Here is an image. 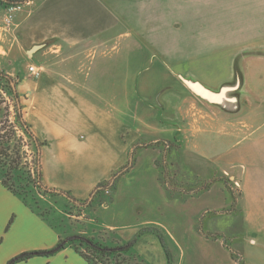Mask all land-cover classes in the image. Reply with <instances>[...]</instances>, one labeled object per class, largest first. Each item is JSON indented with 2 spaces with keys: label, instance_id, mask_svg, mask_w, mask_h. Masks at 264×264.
Returning a JSON list of instances; mask_svg holds the SVG:
<instances>
[{
  "label": "crops",
  "instance_id": "0c3cea01",
  "mask_svg": "<svg viewBox=\"0 0 264 264\" xmlns=\"http://www.w3.org/2000/svg\"><path fill=\"white\" fill-rule=\"evenodd\" d=\"M119 1L33 0L15 15L10 28L4 24L5 9L0 6L1 49L5 46L8 48L10 31L20 48L26 50V55L34 46L44 45L30 57L32 63L29 66L41 68L42 74L39 78L34 77L38 81L35 80L27 90L31 92H26V97L30 96L33 101V113L37 114L45 128L40 138L34 125H30L34 134L47 142L41 150L43 183L50 189L70 194L77 201H92L97 187L105 182H111V185L115 183L113 174L129 161L131 169H125L127 172L118 181L147 166L149 171L143 177L144 185L149 182L151 191L163 192L157 162L163 157V124L167 121H163V102L155 106L149 100L153 96L163 100V92H156L163 82V67L153 72L148 70V74L145 72L139 77L136 73L131 75L127 70H122V40L131 35L117 33L121 18L112 4ZM128 1L133 7L126 9L122 5L123 13L128 20L138 24L135 26L136 37L144 35L147 28L155 27L151 25L153 21L162 27L163 0ZM153 2H157L156 10L159 11L155 14L150 10ZM263 5L264 0L262 9ZM134 7L136 11H133ZM216 8H220L219 5ZM215 9L212 12L200 10L199 15L191 13L192 20L195 16L208 17L206 22L193 26L194 33L207 34L200 37L199 42V48L208 52L206 57L192 61L190 69L176 66L172 73L179 75V78L184 76L199 81L213 91L239 80L241 93L264 99V26H257L254 30L251 27L250 32L230 28L233 32H241L239 35L227 34L231 32L229 27L215 25ZM259 16L264 18V9ZM190 31L188 33L193 32ZM139 41L132 45L133 52L142 47V41ZM45 56L62 62L63 68L50 67L51 59L45 62L48 65L45 67L42 63ZM21 78L24 81L27 79L25 74ZM137 81L140 82L138 85ZM148 82L153 83L151 87L147 86ZM188 93L192 94L190 91ZM190 97L195 104L191 106L189 114H199L200 119L216 125L217 106L199 104L196 100L199 98L194 94ZM254 106L256 113H264V103ZM218 139L223 143L227 140L219 136ZM210 145H215V140ZM132 156L138 158L134 165L131 164ZM253 189V200L246 203V208L254 212L244 216L246 222L243 225L240 222L234 224L241 229L240 235L243 227L254 229L249 235H242L245 257L248 260L250 256L259 257V253H262L259 264H264V240L260 239L264 234V194L259 195L257 188ZM251 192L248 189V193ZM107 197L106 194L98 197L94 203ZM113 205L114 200L110 199L108 206L100 211L101 216L110 211ZM154 206L156 210L160 209L157 204ZM233 217H236V213ZM146 224L161 226L155 219L146 221ZM104 226L115 233L120 228L107 222ZM256 232H261V235ZM155 233L151 232L154 238ZM59 237V232L0 183V264H7L25 252L49 250L58 243ZM19 264L89 263L75 249L68 247L54 257H35Z\"/></svg>",
  "mask_w": 264,
  "mask_h": 264
},
{
  "label": "rangeland",
  "instance_id": "374dc122",
  "mask_svg": "<svg viewBox=\"0 0 264 264\" xmlns=\"http://www.w3.org/2000/svg\"><path fill=\"white\" fill-rule=\"evenodd\" d=\"M153 4L150 10L153 14L158 13L157 2ZM122 5L126 9L133 7L128 0L112 4L121 18L117 33L131 35L122 40V70L131 75L136 73L139 77L148 70L153 72L163 67V82L156 91L157 94L163 92V100L158 96L149 98L155 106L163 102V121H167L163 124V157L157 162L163 192L151 191L149 182L144 185L143 177L149 171L144 166L117 181L111 194L106 193V200L100 199L96 204L87 199L80 201L83 206H77L68 203L70 201L65 196L42 197L44 207L54 213L53 222L61 228L55 230L59 233L64 231L65 237L79 233L103 238L112 245L120 238L134 242L135 252L147 264H259V257L263 254L250 256L247 260L242 237L254 229L243 227L240 235L241 229L236 223L243 225L246 222L244 216L254 212L246 208V203L253 200V188H257L259 195L264 194V113L254 111V105L263 104L264 99L253 98L251 94L245 96L240 90L231 92L229 96L239 98V109L228 111L217 106L219 110H216L218 115L213 126L204 118L200 119L199 114H189L194 103L190 99L192 94L172 70L176 66L190 69L192 61L208 54L207 50L199 48L200 37L207 34L194 33L193 29L195 24L206 22L208 17L195 16L192 20L191 13L199 15L200 10L212 12L219 5L214 17L217 27L226 25L229 29L242 28L250 32L251 27L254 30L257 26H264V18L259 16L264 9L262 0H163L162 27L153 21L151 25L155 27L147 28L140 38L136 37L135 26L138 24L128 20ZM136 10L134 7L133 11ZM230 30L227 34L239 35L241 32ZM137 38L142 41V47L133 52L131 47L139 41ZM7 47L0 48V71L9 72L22 81L20 94L25 119L34 125L40 138L44 125L33 113L30 96L26 97V92H31L27 91L31 84L38 81L28 69L32 63L31 56L20 48L11 31ZM50 59L45 56L42 60L45 67ZM50 63L52 68H63L62 62L51 59ZM22 74L26 75L25 81ZM139 83L137 81V85ZM152 84L148 82L147 86ZM196 100L199 104H208L201 99ZM218 136L227 140L223 143ZM213 140L215 145H210ZM28 153L32 159L33 147L28 148ZM248 189L252 192L248 193ZM110 199L114 200V205L101 216L100 211L108 206ZM155 204L160 209L156 210ZM235 213L236 217H233ZM151 219L157 220L161 226L147 225L146 221ZM103 221L120 227L117 235L115 231L108 230ZM152 231L156 232V238L152 237ZM232 233L237 235L231 236ZM256 233L261 235V232ZM260 239L264 240V234Z\"/></svg>",
  "mask_w": 264,
  "mask_h": 264
},
{
  "label": "trees",
  "instance_id": "16d2710c",
  "mask_svg": "<svg viewBox=\"0 0 264 264\" xmlns=\"http://www.w3.org/2000/svg\"><path fill=\"white\" fill-rule=\"evenodd\" d=\"M29 1L32 0H0V4L5 7L25 4ZM20 82L19 77L14 78L4 70L0 71V182L28 208L56 229L59 226L53 222L54 213H50V210L44 207L42 197L67 195L66 198L70 201L68 203H74L77 206H83V203L75 200L70 194L50 189L43 183L41 150L47 145V142L41 141L34 134L32 126L25 119L22 96L18 89ZM30 146L34 151L32 159L28 153ZM133 156L132 165L135 164ZM131 167L129 161L126 166L115 172L113 174L115 183L112 185L111 182L100 184L95 190L92 202L94 203L98 197L113 189L118 179ZM60 232L59 241L53 248L22 253L7 264L28 262L35 257L51 258L68 247L75 249L89 264H147L135 252L134 242H125L119 237L120 240L112 245L103 238L89 237L79 233L65 237L64 231ZM114 234L117 235L115 232ZM160 241L167 254L162 237H160Z\"/></svg>",
  "mask_w": 264,
  "mask_h": 264
},
{
  "label": "water",
  "instance_id": "95a60500",
  "mask_svg": "<svg viewBox=\"0 0 264 264\" xmlns=\"http://www.w3.org/2000/svg\"><path fill=\"white\" fill-rule=\"evenodd\" d=\"M44 45L34 46L30 51H28V55L33 57V55L41 50ZM184 86L197 98L207 102L208 104L221 107L228 111H236L239 109V98L237 96H229L231 92H236L239 90L240 81L236 80L234 83L230 85L223 86L218 91H213L200 83L199 81H195L192 79H187L184 77H180ZM67 197V195H64Z\"/></svg>",
  "mask_w": 264,
  "mask_h": 264
},
{
  "label": "built area",
  "instance_id": "2783aa9c",
  "mask_svg": "<svg viewBox=\"0 0 264 264\" xmlns=\"http://www.w3.org/2000/svg\"><path fill=\"white\" fill-rule=\"evenodd\" d=\"M33 1H29L25 4H16V5H9V6H5V18H4V24L6 27L10 28L13 25L14 22V18L15 15L18 12H21L24 8L25 5L31 4ZM1 6V4H0ZM29 72L31 73V75L35 78H39L42 74V69L35 66V65H31L29 66Z\"/></svg>",
  "mask_w": 264,
  "mask_h": 264
}]
</instances>
